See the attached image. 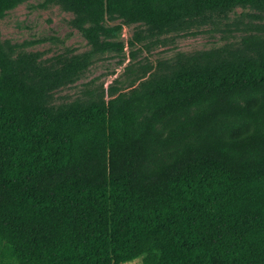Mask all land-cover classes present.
I'll list each match as a JSON object with an SVG mask.
<instances>
[{
  "label": "trees",
  "instance_id": "obj_1",
  "mask_svg": "<svg viewBox=\"0 0 264 264\" xmlns=\"http://www.w3.org/2000/svg\"><path fill=\"white\" fill-rule=\"evenodd\" d=\"M26 0H0V20ZM90 45L0 39V264H264V25L55 103L111 39L188 35L264 0H47ZM130 41L131 45L136 42Z\"/></svg>",
  "mask_w": 264,
  "mask_h": 264
},
{
  "label": "rangeland",
  "instance_id": "obj_2",
  "mask_svg": "<svg viewBox=\"0 0 264 264\" xmlns=\"http://www.w3.org/2000/svg\"><path fill=\"white\" fill-rule=\"evenodd\" d=\"M72 18V13L49 4L47 0H26L0 20V39L24 44L23 50L42 52L44 58L68 49L75 53L90 50L87 40L72 26ZM106 25L109 28L122 26L111 39L124 44V50L97 55L78 81L56 91V104L82 97L86 90L93 88L108 89L113 85L126 92L132 84H137L134 81L143 66L156 64L158 60H172L178 52L209 50L238 43L246 35L257 34L256 29L264 25V12L237 6L226 17L193 29V34H165L142 42H136L134 34L143 29V25L123 24L121 20L107 21ZM131 40L136 43L131 45ZM125 264L143 262L138 258Z\"/></svg>",
  "mask_w": 264,
  "mask_h": 264
}]
</instances>
